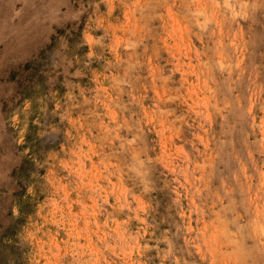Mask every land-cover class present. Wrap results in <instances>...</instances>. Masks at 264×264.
Instances as JSON below:
<instances>
[{
  "label": "rangeland",
  "instance_id": "rangeland-1",
  "mask_svg": "<svg viewBox=\"0 0 264 264\" xmlns=\"http://www.w3.org/2000/svg\"><path fill=\"white\" fill-rule=\"evenodd\" d=\"M8 3L0 264H264V0Z\"/></svg>",
  "mask_w": 264,
  "mask_h": 264
},
{
  "label": "crops",
  "instance_id": "crops-1",
  "mask_svg": "<svg viewBox=\"0 0 264 264\" xmlns=\"http://www.w3.org/2000/svg\"><path fill=\"white\" fill-rule=\"evenodd\" d=\"M9 1H11V0H9ZM9 3L5 4V6L8 8V11H7V8L0 9V16L3 14L9 15V16L14 15V10L12 9L13 4L9 5ZM26 10H28V9H26ZM10 11H12L13 14H11ZM25 13H26V11H25ZM11 22L13 23V21H11V19L9 18L8 27L11 26V24H12ZM15 28H16L15 25H13L12 30H16ZM26 28L23 29L24 33H20V35H17L16 33H11L10 31H5V28H2V29L0 28V40H3L4 42H6L5 48L3 49L4 51H2L1 53L10 57L12 55H16V53H18V51L21 52L23 50H26V48L28 49V48L33 47V42L35 40L32 39V37L27 34L28 32L32 33V31H31L32 28H29V29H28V27H26Z\"/></svg>",
  "mask_w": 264,
  "mask_h": 264
},
{
  "label": "trees",
  "instance_id": "trees-1",
  "mask_svg": "<svg viewBox=\"0 0 264 264\" xmlns=\"http://www.w3.org/2000/svg\"><path fill=\"white\" fill-rule=\"evenodd\" d=\"M26 66H28V65H26ZM28 139H29V135L26 136V141H28ZM23 171H24V166L22 165L17 169L16 173H22ZM15 196H16L15 197V204L18 207L19 216L15 219L13 225L5 231V233H4L5 236H7L8 233L11 230H13L14 227L17 226V224L21 221L22 216L24 215V213L26 212V210L29 206L28 200L23 197L22 193L17 194Z\"/></svg>",
  "mask_w": 264,
  "mask_h": 264
}]
</instances>
